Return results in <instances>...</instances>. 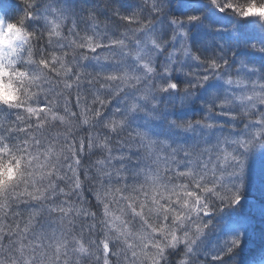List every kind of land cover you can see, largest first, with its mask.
I'll return each instance as SVG.
<instances>
[{
    "label": "clouds",
    "instance_id": "clouds-1",
    "mask_svg": "<svg viewBox=\"0 0 264 264\" xmlns=\"http://www.w3.org/2000/svg\"><path fill=\"white\" fill-rule=\"evenodd\" d=\"M0 264H264V0H0Z\"/></svg>",
    "mask_w": 264,
    "mask_h": 264
}]
</instances>
